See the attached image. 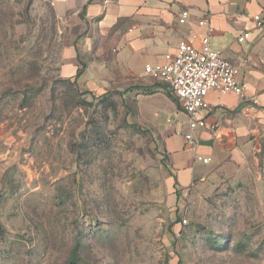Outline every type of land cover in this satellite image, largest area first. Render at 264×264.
Instances as JSON below:
<instances>
[{"label": "rangeland", "instance_id": "1", "mask_svg": "<svg viewBox=\"0 0 264 264\" xmlns=\"http://www.w3.org/2000/svg\"><path fill=\"white\" fill-rule=\"evenodd\" d=\"M87 27L0 0V264H264V172L176 186L164 135L181 108L141 73L97 74ZM90 65L99 86L73 82Z\"/></svg>", "mask_w": 264, "mask_h": 264}, {"label": "crops", "instance_id": "2", "mask_svg": "<svg viewBox=\"0 0 264 264\" xmlns=\"http://www.w3.org/2000/svg\"><path fill=\"white\" fill-rule=\"evenodd\" d=\"M50 2L58 17L73 12L80 27L88 26L86 33L76 35V46L79 44L84 53L96 54L92 64L102 71L97 74H105L111 65L114 69L122 68L126 75L140 74L142 70L135 71L136 59L143 60L144 65L161 62L180 40L198 45V36L205 32V27L197 22L205 18L212 28L211 47L239 67L236 79L244 91L243 95L218 91L207 94L205 122L215 125V129L193 131L195 141L186 140L187 118L179 110L186 119L179 130L171 127L164 135L175 185L188 191L201 182L211 191L224 181L241 180L259 170L264 172V0ZM181 10L188 11L185 23L178 21ZM255 15L260 16V25ZM244 31L249 36L240 42L237 38ZM73 50L74 57H79L80 50ZM93 66L86 67L78 77L80 84L99 86L98 81L88 78ZM205 157L209 158L206 163L201 160Z\"/></svg>", "mask_w": 264, "mask_h": 264}, {"label": "built area", "instance_id": "3", "mask_svg": "<svg viewBox=\"0 0 264 264\" xmlns=\"http://www.w3.org/2000/svg\"><path fill=\"white\" fill-rule=\"evenodd\" d=\"M187 18L188 11L181 10L178 21L185 23ZM254 19L257 25L261 24L259 15H255ZM197 23L205 27V32L198 36V45L180 40L173 52L164 54L163 61L146 63L141 73L158 82L161 88L168 90L176 98L187 118L188 132L184 136L188 141H195L193 131L199 128L208 127L212 131L215 129V125L206 124L204 117V112L209 107L206 100L209 92L243 95L244 91L236 79L239 67L211 47L209 38L212 28L207 20L203 18ZM248 36L249 32L244 31L237 39L241 42ZM252 101L254 104L257 103L256 99ZM201 160L206 163L209 158ZM182 221L186 222L185 219Z\"/></svg>", "mask_w": 264, "mask_h": 264}, {"label": "trees", "instance_id": "4", "mask_svg": "<svg viewBox=\"0 0 264 264\" xmlns=\"http://www.w3.org/2000/svg\"><path fill=\"white\" fill-rule=\"evenodd\" d=\"M89 1H90V0H89ZM82 72H83V69H82V68H78V69L76 70V73H75L74 76L72 77L73 82H77V79H78V77L82 74ZM159 85H160V84H159ZM162 89H163V88H162ZM163 91H164L165 95H166L169 99H171L175 104L178 105V102H177L176 98H175L172 94H170V92H169L168 90L163 89ZM111 109H115L114 106H112ZM163 158L166 159V156H164ZM174 179H175V178H174ZM77 256H78V254H77L76 251L74 250V251H73V254H72V256H71V259H72L73 263H75V258H76Z\"/></svg>", "mask_w": 264, "mask_h": 264}]
</instances>
